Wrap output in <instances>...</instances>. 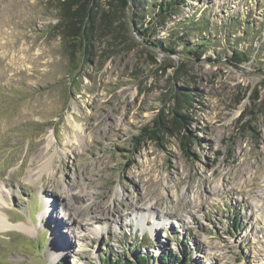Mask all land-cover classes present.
Wrapping results in <instances>:
<instances>
[{
  "label": "rangeland",
  "instance_id": "1",
  "mask_svg": "<svg viewBox=\"0 0 264 264\" xmlns=\"http://www.w3.org/2000/svg\"><path fill=\"white\" fill-rule=\"evenodd\" d=\"M152 4L83 61L57 0H0V264H264V0Z\"/></svg>",
  "mask_w": 264,
  "mask_h": 264
},
{
  "label": "trees",
  "instance_id": "2",
  "mask_svg": "<svg viewBox=\"0 0 264 264\" xmlns=\"http://www.w3.org/2000/svg\"><path fill=\"white\" fill-rule=\"evenodd\" d=\"M60 3L61 13L58 15V19L61 22V25L66 27V30L63 31L64 39L66 44L69 46L71 44H75L74 46H79L81 51V56L83 61L86 59L84 55L88 56V53L91 49V44L93 43V39H95L97 33L101 30L108 29L110 32V36L114 40L122 41L124 37H127L129 41H134L132 39L133 34L135 32L137 35L139 34L142 37L147 35L149 32L148 28L143 30L142 17H144L145 5L149 3V1L153 2V8L157 11L152 21H156L158 19H166L172 13H176L178 7H182L187 4L189 0H115L119 6L118 10H116V15H112L109 12H106L99 18V0H57ZM128 8H130V12L132 18L130 19L128 16ZM100 21V23H99ZM108 24V27L101 26L102 24ZM111 25V27H109ZM114 25L116 27H114ZM133 27L135 32L133 31ZM71 42V43H70ZM151 43L152 47L156 49H161L167 53H174L177 49L175 44L167 46V48H163L162 44ZM189 54L196 55L198 54L197 49H192L188 52ZM85 58V59H84ZM250 57L245 54H236L233 58L236 64L241 65L246 62H249ZM76 61V60H75ZM73 64H77L78 62H73ZM81 66V64H79ZM75 67V68H76ZM173 68V66H169ZM162 121L160 119L154 122V127H146L143 129V136L150 137L151 139L159 140L158 131L161 130ZM183 148L185 155L189 157L192 155L191 145L194 143L192 138L188 135L184 136ZM103 259H108L109 264H151L148 258L144 255H136L134 257L135 263L126 260L120 259L115 261L114 263L110 262V258L108 256H104ZM157 263L159 264H187L185 262H180V260L175 261L168 259L167 262H163L160 260ZM190 264V263H188Z\"/></svg>",
  "mask_w": 264,
  "mask_h": 264
},
{
  "label": "bare ground",
  "instance_id": "3",
  "mask_svg": "<svg viewBox=\"0 0 264 264\" xmlns=\"http://www.w3.org/2000/svg\"><path fill=\"white\" fill-rule=\"evenodd\" d=\"M52 144V141L51 139L48 141V147L51 146ZM261 196H264V193L261 195ZM258 207V204L256 205ZM141 219V218H140ZM144 219V218H143ZM155 219V222L159 221V217L155 216L154 217ZM140 224V226H142V220H139L138 222ZM13 226L10 224V222L8 221L7 218L3 217L1 214H0V231L3 232V231H6V230H9L11 229Z\"/></svg>",
  "mask_w": 264,
  "mask_h": 264
},
{
  "label": "water",
  "instance_id": "4",
  "mask_svg": "<svg viewBox=\"0 0 264 264\" xmlns=\"http://www.w3.org/2000/svg\"><path fill=\"white\" fill-rule=\"evenodd\" d=\"M127 12H128V16H129V18L131 19V18H132V16H131L130 8H128ZM133 31L135 32V29H134V27H133Z\"/></svg>",
  "mask_w": 264,
  "mask_h": 264
}]
</instances>
